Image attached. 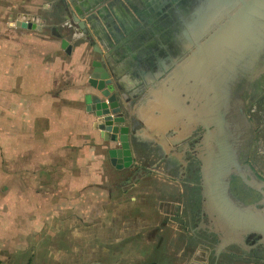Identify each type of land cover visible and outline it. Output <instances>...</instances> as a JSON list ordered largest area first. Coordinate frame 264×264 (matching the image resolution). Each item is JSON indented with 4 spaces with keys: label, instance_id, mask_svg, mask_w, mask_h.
<instances>
[{
    "label": "crops",
    "instance_id": "crops-1",
    "mask_svg": "<svg viewBox=\"0 0 264 264\" xmlns=\"http://www.w3.org/2000/svg\"><path fill=\"white\" fill-rule=\"evenodd\" d=\"M41 4L46 0H0V181L8 183L7 194H21L23 212L45 217L62 212L64 194L102 188L109 165L120 176H138V184L161 180L171 188L172 209L183 212L187 135L183 122L171 120L165 63L153 75L138 76V31L109 35V44L95 40V48L69 23L49 28L41 16L40 30L16 26L21 15L40 16ZM97 61L111 76L123 126L130 128V168L112 164L109 150L119 145L101 139L88 111L98 94L91 84Z\"/></svg>",
    "mask_w": 264,
    "mask_h": 264
},
{
    "label": "water",
    "instance_id": "water-1",
    "mask_svg": "<svg viewBox=\"0 0 264 264\" xmlns=\"http://www.w3.org/2000/svg\"><path fill=\"white\" fill-rule=\"evenodd\" d=\"M85 5H75L72 16L79 31L96 48L95 40L105 41L99 24L107 25L102 11L108 10L103 7L92 13ZM19 20L17 27L36 30L45 22L41 16L32 15H21ZM186 24L188 30L175 41L179 45L165 63L171 120L176 124L183 122L184 136H188L189 93L195 106L202 104L201 115L198 108L194 124L206 129L202 140L204 210L216 230L224 234L226 244L243 241L248 235L264 239V207L244 204L230 186L233 175L246 179L248 174L252 185L264 194V181L244 164L250 155L254 132L243 98L264 74V0H195ZM67 44L64 40L63 46ZM94 67L91 84L98 94L88 111L96 118L94 127L101 139L119 145L109 150L112 164L119 169L130 168L134 163L130 128L123 126L126 120L121 117L109 72L101 61L95 62Z\"/></svg>",
    "mask_w": 264,
    "mask_h": 264
},
{
    "label": "rangeland",
    "instance_id": "rangeland-1",
    "mask_svg": "<svg viewBox=\"0 0 264 264\" xmlns=\"http://www.w3.org/2000/svg\"><path fill=\"white\" fill-rule=\"evenodd\" d=\"M83 1L46 0L38 15L49 19V28L77 27L69 12ZM247 103L254 141L244 164L264 180V90ZM106 166L110 173L102 188L64 194L62 212L45 217L23 212L22 195H8V183L0 181V264H214V254L192 241L197 230L187 224L186 196L184 211L176 213L168 202L171 188L161 180L138 184L133 173L120 176ZM236 253L234 260L219 264H264V258Z\"/></svg>",
    "mask_w": 264,
    "mask_h": 264
},
{
    "label": "flooded vegetation",
    "instance_id": "flooded-vegetation-1",
    "mask_svg": "<svg viewBox=\"0 0 264 264\" xmlns=\"http://www.w3.org/2000/svg\"><path fill=\"white\" fill-rule=\"evenodd\" d=\"M194 1L87 0L85 6L90 7L92 13L103 9V7L107 8L108 11H102L107 25L104 22L99 24L100 30L104 31L101 35L107 44L110 40L109 35L112 38H117L122 30L131 34L138 31V42H134V45L138 44V76L145 78L154 74L158 63H168V59L172 57L171 51L177 44L179 45L175 41L188 30L186 23L191 16ZM60 3L66 5L65 0H61ZM69 13L72 21H74L72 12ZM74 23L77 25L75 21ZM70 27L74 28L75 26ZM75 28L79 30L78 26ZM259 89L264 90V74L251 85L250 90L244 93L243 98L246 101V107L248 99L254 98L259 93ZM201 105L200 103L195 106L189 93L186 106L190 131L185 142L187 152L186 188L188 191L185 192L184 196L187 199L185 202L187 204V224L189 227L195 225L197 230V235L193 236L192 241L214 254V264H219L223 258L234 260L238 256L236 250L251 255V259L264 258V239L262 236L248 235L243 241L226 244L223 241L224 234L216 230L214 222L204 210L202 140L206 134V129L200 124H194L195 113L198 108L201 115ZM252 170L254 171L253 168ZM256 176L263 180L257 174ZM245 177L246 179L241 175L232 176L230 186L234 196L244 204H257L258 207L263 208L264 194L252 185L253 179L250 175L247 174Z\"/></svg>",
    "mask_w": 264,
    "mask_h": 264
}]
</instances>
